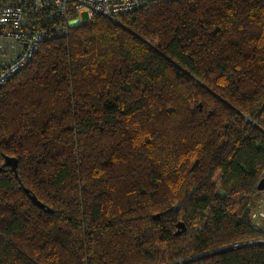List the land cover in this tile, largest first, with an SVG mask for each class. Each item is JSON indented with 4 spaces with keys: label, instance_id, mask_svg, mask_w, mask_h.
<instances>
[{
    "label": "trees",
    "instance_id": "trees-1",
    "mask_svg": "<svg viewBox=\"0 0 264 264\" xmlns=\"http://www.w3.org/2000/svg\"><path fill=\"white\" fill-rule=\"evenodd\" d=\"M120 20L49 35L0 86V264H264V0Z\"/></svg>",
    "mask_w": 264,
    "mask_h": 264
},
{
    "label": "built area",
    "instance_id": "built-area-1",
    "mask_svg": "<svg viewBox=\"0 0 264 264\" xmlns=\"http://www.w3.org/2000/svg\"><path fill=\"white\" fill-rule=\"evenodd\" d=\"M152 1L156 0H0V86L27 65L49 35H66L97 14L120 22L123 15ZM259 204L264 216V201Z\"/></svg>",
    "mask_w": 264,
    "mask_h": 264
},
{
    "label": "rangeland",
    "instance_id": "rangeland-1",
    "mask_svg": "<svg viewBox=\"0 0 264 264\" xmlns=\"http://www.w3.org/2000/svg\"><path fill=\"white\" fill-rule=\"evenodd\" d=\"M83 16L85 19H87L86 13H83ZM261 201H264V195L261 194L257 197H254L251 200V202L249 203L248 210H247L246 217H245L246 221H248L249 223H251L252 225H255L257 227H261V225L264 226V216L260 215L258 212L259 211V205H260L259 203ZM179 229H181V228H179ZM162 252H163L162 255H166V257H167L169 252H170V249L166 246H163ZM194 257L195 256L191 257V259ZM189 259H187V260H189ZM187 260H178V263L179 262H185Z\"/></svg>",
    "mask_w": 264,
    "mask_h": 264
},
{
    "label": "water",
    "instance_id": "water-1",
    "mask_svg": "<svg viewBox=\"0 0 264 264\" xmlns=\"http://www.w3.org/2000/svg\"><path fill=\"white\" fill-rule=\"evenodd\" d=\"M5 159H6L5 163H6L7 165L12 166L13 170H14V171L16 172V174H17V172H18V158H17L16 156L6 155ZM2 168H3V167L0 166V169H2ZM257 186H258V189H259V190H264V177H262V178L260 179V181L258 182V185H257ZM26 191L29 192V189L26 188ZM29 193H30V192H29ZM29 195H30L31 199L34 201V203H35L36 205H38V206H40V207H42V208L45 207V204H44L41 200H39L38 197H37L34 193H30ZM47 210H50V208L47 207ZM183 226H184V222H181V221H180V222L178 223V228H182ZM177 233L180 234V233H181V229H178ZM228 248H229V247H225V248H223V249H221V250H225V249H228ZM221 250H218V251H221ZM215 252H217V251H214L213 253H215ZM208 254H211V253H208ZM194 258H198V257H194ZM194 258H192V259H194ZM189 260H191V258H190Z\"/></svg>",
    "mask_w": 264,
    "mask_h": 264
}]
</instances>
